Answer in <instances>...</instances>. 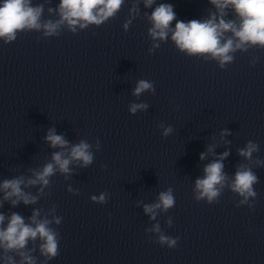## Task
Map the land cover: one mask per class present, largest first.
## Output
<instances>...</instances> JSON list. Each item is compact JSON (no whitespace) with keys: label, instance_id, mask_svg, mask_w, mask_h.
<instances>
[{"label":"clouds","instance_id":"obj_1","mask_svg":"<svg viewBox=\"0 0 264 264\" xmlns=\"http://www.w3.org/2000/svg\"><path fill=\"white\" fill-rule=\"evenodd\" d=\"M154 2L155 0H144V7L150 8ZM208 3L215 10L209 11L207 18L188 21L177 19L171 4L161 3L155 7L148 16L152 25L148 29V35L153 41L148 54L152 55L160 48L161 45L157 41L167 42L170 38L180 53L206 62L215 61L223 70L234 62L237 52L245 53L253 48L264 50V0H208ZM123 4L124 0H60L57 9L59 19L52 21L42 20L43 5L34 6L33 0H0V40L4 44H10L20 33L27 32L42 33L44 38L56 37L63 25H67L71 32H76L77 27L85 29L89 25L100 26L114 17ZM52 11L53 9L49 8V12ZM136 11L134 6L130 15ZM131 22L129 19L124 23L125 32ZM258 60V57H254L250 66L254 67ZM146 91L155 92L154 82L138 80L133 95L139 97ZM147 108L146 103H133L129 106V112L135 114ZM160 127L163 128V137L173 131L171 126L164 127L161 124ZM226 135H230L227 130L221 132V137ZM44 139L51 148L59 149L52 153L49 162L41 168L30 169L31 175L28 177L21 175L0 182L3 201H10L13 207L20 203L25 206L36 204L45 189L51 187V178L57 173L68 179L73 173L71 165L87 168L94 161L93 146L86 140L70 144L64 135L56 134L54 128L48 130ZM100 147L97 140L96 150L99 151ZM208 151L212 152V147H209ZM258 151L259 145L249 140L244 148L238 150V154L245 160L253 161V154ZM205 155L201 153L200 159L204 160ZM228 155V152H224L204 167L203 177L194 182L193 198L209 205L219 203L227 188L241 198L236 207L247 205L250 210H254V203H250V200L254 202L257 197L254 186L259 182V178L252 166L247 164L238 165L234 176L230 177L225 173L223 164ZM254 164L264 166V160L257 158ZM36 186H39L36 195L25 191L28 187ZM67 191L73 195L79 194L78 189L72 188L71 185L67 187ZM106 197L107 193H101L98 197L91 196L90 199L96 204H105ZM175 204L174 190L169 187L159 192L156 202L144 204L143 211L150 219L156 220L158 212L167 213ZM56 212L55 204L44 216H41V210L36 208L27 221L19 213L13 212L6 217L0 212V264H49V261L54 260L60 254V233L53 225L59 226L62 221V217ZM166 223L171 227L172 218L168 217ZM145 233H153L155 239H149L169 249L175 248L180 239L166 235L159 223L145 229ZM36 252L39 256L34 254Z\"/></svg>","mask_w":264,"mask_h":264}]
</instances>
